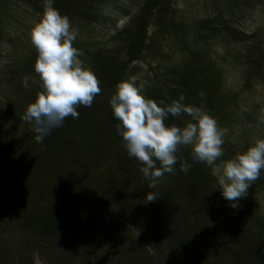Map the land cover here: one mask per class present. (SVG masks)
<instances>
[{
	"label": "rangeland",
	"instance_id": "374dc122",
	"mask_svg": "<svg viewBox=\"0 0 264 264\" xmlns=\"http://www.w3.org/2000/svg\"><path fill=\"white\" fill-rule=\"evenodd\" d=\"M66 1L68 2L59 7L58 11L61 15L67 16L78 31L73 47L78 48L82 53L79 59L84 66L90 67L95 73L102 91L103 81L108 79L110 70L117 69L126 56L127 45L117 39V34L131 27L133 20L139 14L143 0ZM57 2L58 0H54L53 6H56ZM42 10L43 0H0V148L5 146L6 137H8L7 144L9 142L12 144L11 137L14 136V146L12 145L14 151L17 154L26 151L30 158L37 155L42 141H33L31 137L25 142L22 140L24 131L29 127L25 113L40 89L38 83L31 84L30 90L25 89L21 80L25 75L38 80L33 71L36 52L30 43L29 32ZM171 21L174 22L173 30L170 27ZM201 51L199 56H190V52L195 55ZM141 58L124 73L123 79L134 77L137 84L144 85L145 96L151 89L163 86L164 81L174 72L184 70L203 72L206 69L219 75L216 80V82L219 80V83L212 82V85L217 87L214 88L216 93L221 92L223 97L221 99L215 96L212 108L208 107L211 111L207 109L209 106L206 102L207 93L204 95L203 91L206 89L205 83L197 92L199 98H193L194 102H201L203 108L217 120L220 127L228 129L222 145L223 156L214 163H206L213 173L221 160L232 158L237 152L245 151L256 139L264 138V0H169L164 7L157 9L151 18L147 44ZM103 60L106 68L104 71L108 72L100 73ZM108 98L109 95L94 98L91 107H88L95 108L96 117L103 120L105 118L103 110ZM184 118L189 121L187 115ZM13 127L19 132L17 135H12ZM108 135L109 128L102 124L101 129H95L93 135L91 136L90 133L86 137L87 140L82 142H87L91 147L93 144H111ZM4 136L6 137L3 138ZM21 142L22 145H30V149L22 145L18 147ZM77 143L79 142L72 136L66 138L68 154L65 156V162L72 163L70 168L72 171L65 172L64 180L69 178L71 181V172L74 171L79 176L90 166L95 167L91 175H94L96 186L100 188L116 182L130 187L129 191L133 193L134 189H140L141 186H147L149 183L139 171L141 165L135 158L129 157L126 151L123 154L124 159L104 154L102 157L95 156L91 160H86L84 157L90 151L86 150L87 153H82L83 146L77 151ZM30 158L18 162L17 166L22 169L21 177L27 175V172L33 173L25 165L34 168L38 166L37 163L31 162ZM179 164L180 161H177L174 165V174L165 173L155 189L145 187L147 189L145 191L155 193L177 191L182 195L180 205L184 209L180 213L183 215L185 212V217L179 223L182 237L186 238L190 232L205 229V237L210 239L213 237L212 224L205 218L204 212L207 199H198V194L208 190L209 185L195 173L181 172ZM2 168L0 166V183L3 182L7 189L12 190L18 207L36 209L40 204L36 198H49L53 186H50L48 181L43 189L44 196L34 195L28 190H19L20 187L16 190L11 186L17 185L19 180L9 176L14 169L5 168L6 174H4ZM50 178L49 180L54 184L55 178ZM10 179L12 181L8 184ZM29 180L27 178L25 182L28 183ZM214 183V187H217L216 182ZM260 183L261 188L258 187ZM263 184L264 173L252 182L248 189V198L245 199L253 200V203L258 204L264 216V191H261L264 188ZM216 194L220 196L221 202L228 206L225 208H229L230 214L239 211V207L233 209L229 206L230 202L220 195L219 190ZM96 200L98 204L97 202L94 204L95 209L81 214L75 222L83 229L73 235L66 234L63 239L57 241L58 247L64 245L66 248V250L56 249L60 251L59 254L56 252L53 254L58 264L60 261L64 262L62 258L68 249H71L73 256H82L86 251L92 252L91 255L85 254L89 257L91 262H88L89 264L100 261L111 264L108 261L112 260L113 255H116L113 257V264H117L123 258L131 257V250L127 249L126 245L120 243L113 247L104 243L105 229L109 230L110 224L112 225L115 220L122 223L126 233L135 235L134 225L127 221L128 217L131 218V213L127 212L128 217H125V212H120L113 204L110 212L103 209L104 199L101 189L97 192ZM135 206L137 211L143 206V211L150 205L148 202L144 205L136 202ZM139 213L141 212L137 215ZM247 220L253 223L255 229H264V223L258 216L249 215ZM141 228L152 229V227L146 228L145 224H142ZM146 234L138 235L139 238L142 237L143 242L142 254L138 253L141 259L133 262L128 258L119 264H165L167 257L160 260L156 257L160 252L166 255L170 250L150 246ZM169 234H173L171 230ZM41 239L32 231L22 232L19 222L11 221L6 211L0 208V245L4 243L5 248L3 251L0 250V264L3 253L7 256L17 254L9 259L15 264L19 260L25 264H30L31 260H33L32 264H52L53 262L46 261L42 253L32 246L36 241L37 246H42ZM197 242L194 240L191 245H196ZM173 246L180 249L179 245ZM115 250H120L122 253L113 254ZM116 257L119 260L115 261ZM233 258H236V254L227 257L226 260L234 264ZM76 261L77 263L73 262V264H79L80 260Z\"/></svg>",
	"mask_w": 264,
	"mask_h": 264
},
{
	"label": "trees",
	"instance_id": "16d2710c",
	"mask_svg": "<svg viewBox=\"0 0 264 264\" xmlns=\"http://www.w3.org/2000/svg\"><path fill=\"white\" fill-rule=\"evenodd\" d=\"M167 1L169 0H143L139 14L133 20L131 27L123 29L122 32L117 34V39L127 45L126 56L121 64L118 65L117 69L113 68L110 70L111 72L108 75V79L103 81V90L95 98L99 96L104 97L106 95H109L110 98L115 90L117 82L123 80L124 73L132 67L131 65L134 62H138L142 59L141 57L147 44L151 18L157 9L166 5ZM67 2L66 0H58L56 3L57 5L54 7L58 10L59 7ZM170 27L171 30L174 29L173 21H171ZM201 53L202 51L193 55L192 52H190V56H199ZM228 60H230V58ZM101 69L102 72L100 73L108 72L104 71L106 69L104 60L101 64ZM218 78L219 75L217 73L206 69H204L203 72L196 70L174 72L169 79L164 81L163 86L151 89L145 97L158 102V104L160 101H163L164 104H170L182 95L184 97L182 101L184 105L201 106V102H194L193 98H199L197 92L202 89V85L205 83L206 89L203 91L204 95L207 93L206 102H208L209 105L206 106L207 109L211 111L209 108H212L215 96L221 99L223 97L221 92L218 94L216 93L215 89L217 87L215 88V86L212 85ZM216 83H219V80ZM109 98L107 100H109ZM76 111L79 114L78 118L73 119L71 116L66 117L61 127L52 129L51 132L43 138L37 150V155L31 156V158L26 151L22 154H17L14 151V147H12V145L14 146V136L11 137L12 144H9L10 142L7 144L8 137L6 136L11 131L3 137H6L7 147L5 144L3 148H0V166L3 167L2 172L6 174L5 168H13L14 171L11 172L9 176L19 180L18 184L12 185L11 188L18 190L17 188L20 187L21 189L19 190H28L29 193H33L34 195L44 196L43 189L47 184L46 182L48 181V184L53 186L52 190L50 189L49 198H36V201L40 204L37 205L36 209H29L27 207H18L14 201V193L12 190L7 189L6 185L2 184L3 182L0 183V208L6 211L11 221L19 222V228L22 232L32 231L42 238L41 242L44 246H37V241L32 246L36 248L35 250L42 253L46 261L57 263V259L53 254H55V252L59 254L60 251L56 249L66 250L64 245L58 247L57 241L63 239L66 234L73 235L83 229L82 226L79 224L77 225L75 222L79 219L81 214L92 212V210L95 209L94 204H96V202L98 204L96 200L97 192L101 189L104 199L103 209H107L110 212L111 204H113L120 212H125V217H128L126 215L127 212L131 213L132 216L131 218L128 217L127 221L134 225L135 228V235H130V232L126 233V228L122 223L115 220L112 225L110 224L109 230L105 229L104 243L106 245L115 247L117 244L122 243V245H126L127 249L131 250V257L123 258L117 264L128 258L133 262H138L139 259H141L138 253L142 254L141 244H143V242L142 237L139 238L138 235L141 236L146 233L150 239L147 240L150 246L162 247L170 250L166 255L160 252L156 257L157 260L167 257L165 264H232L228 263L226 258L230 256L233 257L235 254L236 258L232 259L234 264H264V229H255L252 225L253 223L247 220L249 215L254 214L264 223V216L261 213L260 207L258 204L256 205L253 203V200L244 198L245 200L241 199L239 201L240 212L238 211L239 213L230 214L229 208H225L228 206L223 204L220 196L216 194L218 190H215L216 187H214L215 177L213 172L207 167L206 163H194L192 161L191 149L189 146H179L176 154L179 158H182L191 165L188 172L195 173V175L201 177V180L203 179L205 181V184L209 185L208 190L198 194V199H207L204 212L205 218L210 220L212 224L211 229L213 230V237L210 239L205 237V229H202V231L190 232L186 238L182 237L179 223L182 222V219L185 217V212L183 215L180 213V211L184 209L183 206L180 205L182 195H179L177 191L157 193L158 200L148 202L150 206L146 210H144V208L142 211L143 206H141L137 211L135 206L136 202L139 203V205L140 203L142 205L147 203L146 194L149 192L145 191V187H148V183L147 186L134 189L133 193L129 191L130 187L116 182L104 188H100L96 186L97 183L96 179H94V175H91V172L95 171V167L92 168L90 166L86 171H82L79 176H77L74 171L71 172V181H69V178L64 180L63 175L65 172L72 171L70 169L72 163L69 164L65 162V156L68 154L65 141L66 138L70 136L79 142L76 144L77 151L81 146H83L82 153L90 151L86 154L87 156L84 157L86 160H91L95 158V156L102 157L104 154L107 156L113 155V157L117 159H124L123 154L125 153V149L122 146V138L116 132V125L119 121L114 119L108 103L104 106L103 110L105 112L104 120L96 117L95 108L77 106ZM185 116L186 115L183 114L179 117H172L169 115L165 120V124H174L178 127H184L188 122V120L184 118ZM183 120H186V122ZM27 123L29 127L24 131L25 134L22 135V140L25 142V140L31 137L34 141L36 140L37 134L34 131V125L28 121ZM102 124L105 126L107 125L109 128L108 136L111 144H93V147H91L87 142H82V140H87L86 137H88L90 133L92 136L95 129H101ZM13 129L12 135H17L19 132L16 131V127H13ZM90 129L91 131H89ZM30 134H32V136H30ZM30 142L31 140L29 143ZM21 145L22 142L18 147ZM22 146L30 149V145ZM18 155L20 156L18 157ZM29 158L31 162L37 163L38 166L34 168L25 165V167L30 169L33 173H28V170H25L27 175L21 177L20 174L22 169H20V166H17L18 162L21 160H28ZM178 161L180 160L178 159ZM50 177L55 178L56 181L54 184L49 180ZM27 178L30 179L28 183L25 182ZM11 179L7 182L8 184L12 181ZM20 184L22 186H20ZM261 185L260 183L258 187L261 188ZM255 189L257 190V186ZM249 191L254 192V190ZM261 191L263 192L264 188L261 189ZM138 212L141 213L137 215ZM142 224H145L146 228L152 227V229H143L141 228ZM203 228L205 227L203 226ZM169 230H171L173 234H169ZM194 240L198 241L200 244L197 242L196 245H191ZM170 243L179 245L180 249L170 245ZM3 244L4 243L0 245V250L2 251L5 249ZM87 253L91 255L92 252L86 251L82 256H73L71 249H68L62 258L64 262L60 261V264L77 263L76 260H80L78 262L79 264H89L88 262H90V260L89 257L86 256ZM117 253L121 254L122 252L120 250H115L113 254ZM14 255L17 254L7 256V254L3 253L1 264H15L13 260H9L14 258ZM114 256L116 255L111 257L112 260ZM112 260L108 262L113 264ZM114 260H119V258L116 257ZM32 263L33 260L30 261V264ZM98 263L104 264L102 261L94 264ZM17 264L25 263L19 260Z\"/></svg>",
	"mask_w": 264,
	"mask_h": 264
},
{
	"label": "clouds",
	"instance_id": "9594fccd",
	"mask_svg": "<svg viewBox=\"0 0 264 264\" xmlns=\"http://www.w3.org/2000/svg\"><path fill=\"white\" fill-rule=\"evenodd\" d=\"M54 0H43V10L33 22L29 40L36 52L33 71L36 78L25 75L21 84L25 89L37 84L39 91L28 105L25 120L34 125L36 140L40 142L52 129L63 125L66 117L78 118L77 106L91 107L100 93L99 80L90 67L79 59L81 52L73 47L78 31L67 16L53 6ZM144 85L135 78L123 79L115 85L108 100L114 119L119 123L116 132L129 157L141 165L139 171L155 188L165 173L174 174L180 160V171L187 173L191 165L177 156L179 146H189L191 159L211 164L223 156L222 145L228 129L219 126L203 106H186L181 95L170 104L148 99ZM187 115L184 127L166 125L169 115ZM159 165V166H157ZM264 173V138L256 139L245 151L221 160L214 170L220 195L233 209L247 197L252 182ZM147 202L157 199V193L146 194Z\"/></svg>",
	"mask_w": 264,
	"mask_h": 264
}]
</instances>
